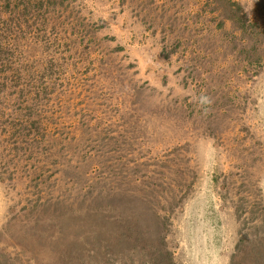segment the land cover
<instances>
[{
    "label": "rangeland",
    "instance_id": "374dc122",
    "mask_svg": "<svg viewBox=\"0 0 264 264\" xmlns=\"http://www.w3.org/2000/svg\"><path fill=\"white\" fill-rule=\"evenodd\" d=\"M0 264H264V0H0Z\"/></svg>",
    "mask_w": 264,
    "mask_h": 264
}]
</instances>
